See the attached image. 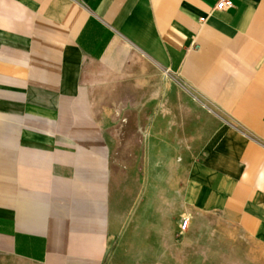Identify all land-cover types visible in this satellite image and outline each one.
<instances>
[{"label":"crops","instance_id":"0c3cea01","mask_svg":"<svg viewBox=\"0 0 264 264\" xmlns=\"http://www.w3.org/2000/svg\"><path fill=\"white\" fill-rule=\"evenodd\" d=\"M220 1L0 0V264H264V0ZM169 79L216 111L181 216L237 246L120 224L107 122Z\"/></svg>","mask_w":264,"mask_h":264},{"label":"rangeland","instance_id":"374dc122","mask_svg":"<svg viewBox=\"0 0 264 264\" xmlns=\"http://www.w3.org/2000/svg\"><path fill=\"white\" fill-rule=\"evenodd\" d=\"M156 81L152 90L160 79ZM169 82L161 100L137 109L122 106L107 122L112 191L120 224L125 231L134 222L148 224L145 214L150 212L149 224L153 229L166 228L168 240L178 235L204 245L216 241L237 246L240 236L223 222L207 216H181L186 207L181 204L180 188L176 189L182 183L179 160L187 164L204 157V140L214 127L216 111L201 96ZM184 221H189L187 231L182 229Z\"/></svg>","mask_w":264,"mask_h":264},{"label":"built area","instance_id":"2783aa9c","mask_svg":"<svg viewBox=\"0 0 264 264\" xmlns=\"http://www.w3.org/2000/svg\"><path fill=\"white\" fill-rule=\"evenodd\" d=\"M232 8V3L228 0H221L220 3L217 5L218 10H228ZM189 225V221H184L182 225V229L185 230Z\"/></svg>","mask_w":264,"mask_h":264}]
</instances>
